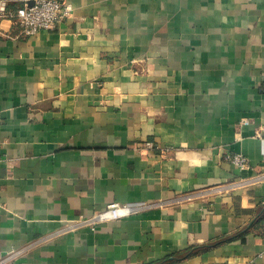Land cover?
I'll list each match as a JSON object with an SVG mask.
<instances>
[{
    "label": "crops",
    "instance_id": "1",
    "mask_svg": "<svg viewBox=\"0 0 264 264\" xmlns=\"http://www.w3.org/2000/svg\"><path fill=\"white\" fill-rule=\"evenodd\" d=\"M66 2L28 36L11 14L33 0H0V257L264 264V181L185 198L264 172V0ZM159 201L54 235L115 202Z\"/></svg>",
    "mask_w": 264,
    "mask_h": 264
},
{
    "label": "built area",
    "instance_id": "2",
    "mask_svg": "<svg viewBox=\"0 0 264 264\" xmlns=\"http://www.w3.org/2000/svg\"><path fill=\"white\" fill-rule=\"evenodd\" d=\"M71 10L72 6L68 4L66 0H33L32 4H24L11 15L19 22L23 32L28 36H32L41 30L53 28L58 22L67 17L71 13ZM1 114L2 108L0 105V118ZM145 147L153 148L154 143L147 141L145 143ZM230 159L232 164L240 171L251 169L249 159L241 153L231 154ZM261 181H264V172L256 176L238 178L237 180L229 183L218 184L207 189L205 188L197 193L195 192L194 194L185 196V198H205L207 196L214 195L215 193H223L241 187H248ZM183 198L184 197H180L179 199ZM165 203L166 201L138 203L115 202L107 205L103 210H100L90 216H81L80 218L73 219L63 228L55 231L54 235L74 232L85 227L95 231L99 224L110 223L127 218L156 206H164ZM23 250L24 249H17L10 252L6 256L0 257V264H6L9 260L21 254ZM259 255L264 257V247Z\"/></svg>",
    "mask_w": 264,
    "mask_h": 264
}]
</instances>
